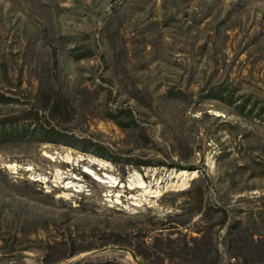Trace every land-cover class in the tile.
Wrapping results in <instances>:
<instances>
[{
    "label": "rangeland",
    "instance_id": "rangeland-1",
    "mask_svg": "<svg viewBox=\"0 0 264 264\" xmlns=\"http://www.w3.org/2000/svg\"><path fill=\"white\" fill-rule=\"evenodd\" d=\"M2 95L139 163L0 137V264H264V0H0Z\"/></svg>",
    "mask_w": 264,
    "mask_h": 264
},
{
    "label": "trees",
    "instance_id": "trees-1",
    "mask_svg": "<svg viewBox=\"0 0 264 264\" xmlns=\"http://www.w3.org/2000/svg\"><path fill=\"white\" fill-rule=\"evenodd\" d=\"M50 54H51V68L52 70H56L58 65H57V57L55 54V48L53 47L51 48ZM76 57H80V55L76 54ZM177 91L182 93L181 90H177ZM210 91H211L210 92L211 98H221L223 95V92H221L222 91L221 89H213ZM226 95L229 99L228 101L234 103L235 100L232 98V93L229 92ZM0 97H2L0 98V101H5V102L14 101V99L11 98L10 96L2 95ZM234 105L235 107L238 108L237 110L238 113H241L243 111V108H244L243 102H236L234 103ZM122 111H125V113L127 114L126 110H122ZM108 117L114 119V114L109 113ZM3 119H0V137L7 136V134H10V133H13L11 135L15 134V135H20V136L24 135L25 133H30L33 135L34 134L37 135L38 137L37 139L39 141H52V142L64 143L73 148L78 149L79 151L88 152L95 156L106 158L114 163H118V162L134 163V164L139 163V162H136L137 160L135 158H131L129 156L119 159L116 156H113L110 153V151H107L106 148L101 143H99L97 140H94L89 137L77 136L71 133L64 134L66 132H63L61 129H58L52 125L44 126L42 123H37L36 125H34V122H33L32 124L26 127H22L20 129L6 130L5 129L6 121H5V118ZM263 119H264V116H263ZM62 136L64 138H62ZM141 163L147 164L149 162L142 161ZM170 193L177 194L178 192H170Z\"/></svg>",
    "mask_w": 264,
    "mask_h": 264
},
{
    "label": "bare ground",
    "instance_id": "bare-ground-1",
    "mask_svg": "<svg viewBox=\"0 0 264 264\" xmlns=\"http://www.w3.org/2000/svg\"><path fill=\"white\" fill-rule=\"evenodd\" d=\"M92 158V157H91ZM92 160H94V159H92ZM91 161V160H90Z\"/></svg>",
    "mask_w": 264,
    "mask_h": 264
}]
</instances>
